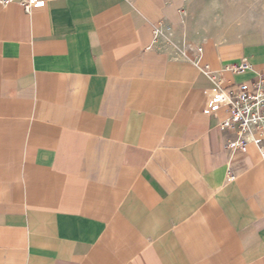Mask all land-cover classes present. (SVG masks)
<instances>
[{"label":"crops","instance_id":"obj_1","mask_svg":"<svg viewBox=\"0 0 264 264\" xmlns=\"http://www.w3.org/2000/svg\"><path fill=\"white\" fill-rule=\"evenodd\" d=\"M192 1L0 6V264H264V156L201 73L264 80V40L190 39Z\"/></svg>","mask_w":264,"mask_h":264},{"label":"built area","instance_id":"obj_2","mask_svg":"<svg viewBox=\"0 0 264 264\" xmlns=\"http://www.w3.org/2000/svg\"><path fill=\"white\" fill-rule=\"evenodd\" d=\"M40 0H0L1 7L11 4L20 6L26 14H29L32 7ZM190 1V0H185ZM159 34L155 30V35ZM201 54V48L196 49ZM226 70L233 74L244 73L250 70L246 59H243L237 66ZM201 73L212 82L213 87L205 90L206 112H214L217 109H224L227 117L218 124V127L225 131L230 137L224 144L225 150L233 153L247 148H254L264 156V80L256 75V80L234 85L227 89L221 88V81L215 78V73L207 67L201 69Z\"/></svg>","mask_w":264,"mask_h":264},{"label":"rangeland","instance_id":"obj_3","mask_svg":"<svg viewBox=\"0 0 264 264\" xmlns=\"http://www.w3.org/2000/svg\"><path fill=\"white\" fill-rule=\"evenodd\" d=\"M185 22L194 41L229 42L245 33L264 40V0H193Z\"/></svg>","mask_w":264,"mask_h":264}]
</instances>
